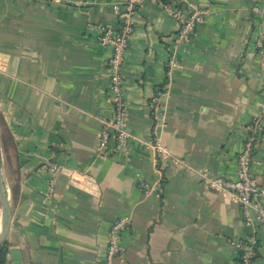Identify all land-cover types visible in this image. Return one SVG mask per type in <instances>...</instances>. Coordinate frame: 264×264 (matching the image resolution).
<instances>
[{
  "label": "crops",
  "instance_id": "obj_1",
  "mask_svg": "<svg viewBox=\"0 0 264 264\" xmlns=\"http://www.w3.org/2000/svg\"><path fill=\"white\" fill-rule=\"evenodd\" d=\"M124 1L0 0V140L13 204L6 263L106 264L108 230L126 216L125 249L112 264H235V241L254 234L253 264H264V226L244 224L238 203L197 172L235 178L244 127L261 112L264 123L250 1L187 0L207 14L169 72L177 22L160 0H135L122 69L134 137L102 158L100 132L113 110L110 48L97 42V25L117 27ZM160 88L156 125L150 103ZM154 128L179 164L155 163L143 144ZM255 158L264 204V135ZM50 162L61 165L54 175L41 169ZM141 179L156 191L144 194Z\"/></svg>",
  "mask_w": 264,
  "mask_h": 264
},
{
  "label": "built area",
  "instance_id": "obj_2",
  "mask_svg": "<svg viewBox=\"0 0 264 264\" xmlns=\"http://www.w3.org/2000/svg\"><path fill=\"white\" fill-rule=\"evenodd\" d=\"M50 1V0H47ZM52 1V0H51ZM250 12L255 21L254 45L258 57L264 56V3L260 0H249ZM163 10L167 15L177 22L176 31L170 37L169 55L166 68L170 72L176 67L175 52L178 48L188 45L195 33L198 24L204 19L207 11L196 4L184 0L180 3L162 2ZM135 12V0H125L117 7L119 24L117 27L108 24L97 25V42L110 48V55L106 61L109 72L108 90L110 92V103L113 115L105 122V127L100 132L97 146V155L106 157L112 151H121L133 139V135L127 130V103L124 97V80L122 69L125 55L129 47L133 32V16ZM163 89H158L156 95L151 99L150 115L153 121L163 122L162 104L160 96ZM244 140L242 149L236 155V176L228 178L224 176L210 175L204 171H197L202 183L220 193L224 198L235 200L240 208L242 221L252 226L255 231L264 226V204L262 201V190L258 184L257 177L252 171V165L259 163L255 158V151L260 146L264 135L263 112L254 115L250 122L244 127ZM146 147L156 152L155 163L161 159H171L173 164H179L178 158L171 157L164 147L161 146L156 129L152 131L151 138L143 141ZM41 169L54 175L61 169L58 163L50 162L41 166ZM186 171H193L186 166ZM52 178L50 179L49 192H52ZM138 188L144 194L156 191L147 181L141 179ZM130 225L126 216H120L111 224L107 234V245L105 250V263L112 264L115 257L124 252L121 242L122 232ZM236 260L235 264H253L258 253L256 235L235 241Z\"/></svg>",
  "mask_w": 264,
  "mask_h": 264
},
{
  "label": "water",
  "instance_id": "obj_3",
  "mask_svg": "<svg viewBox=\"0 0 264 264\" xmlns=\"http://www.w3.org/2000/svg\"><path fill=\"white\" fill-rule=\"evenodd\" d=\"M13 216V204L9 182L7 180L2 156H1V140H0V246L4 243L8 236Z\"/></svg>",
  "mask_w": 264,
  "mask_h": 264
},
{
  "label": "trees",
  "instance_id": "obj_4",
  "mask_svg": "<svg viewBox=\"0 0 264 264\" xmlns=\"http://www.w3.org/2000/svg\"><path fill=\"white\" fill-rule=\"evenodd\" d=\"M161 2H167L168 0H160ZM6 253H7V249H6V243L4 242L1 246H0V264H7L6 263Z\"/></svg>",
  "mask_w": 264,
  "mask_h": 264
},
{
  "label": "rangeland",
  "instance_id": "obj_5",
  "mask_svg": "<svg viewBox=\"0 0 264 264\" xmlns=\"http://www.w3.org/2000/svg\"><path fill=\"white\" fill-rule=\"evenodd\" d=\"M1 156H2V162H3L4 171L6 172V165H5V160H4V156H3V149H2V147H1Z\"/></svg>",
  "mask_w": 264,
  "mask_h": 264
}]
</instances>
